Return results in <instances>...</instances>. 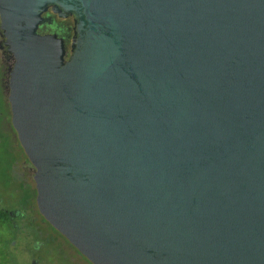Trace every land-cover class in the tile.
<instances>
[{
	"label": "water",
	"instance_id": "water-1",
	"mask_svg": "<svg viewBox=\"0 0 264 264\" xmlns=\"http://www.w3.org/2000/svg\"><path fill=\"white\" fill-rule=\"evenodd\" d=\"M0 29L36 212L85 261L264 264V0H0Z\"/></svg>",
	"mask_w": 264,
	"mask_h": 264
},
{
	"label": "flooded vegetation",
	"instance_id": "flooded-vegetation-1",
	"mask_svg": "<svg viewBox=\"0 0 264 264\" xmlns=\"http://www.w3.org/2000/svg\"><path fill=\"white\" fill-rule=\"evenodd\" d=\"M48 13L44 16L47 17ZM39 26L36 33L47 34L55 33L62 38L64 43L70 36L72 22L71 18L64 22H56L53 18L49 19ZM9 53L5 40L0 29V88H2V98L6 112V120L0 121V141L3 139L4 146L0 148V161L6 172L9 175L7 181V190L11 194L3 195L1 189L0 195V258L6 260V252L16 246L17 241H23L26 245L29 244L30 250L26 252V256L33 258H41L39 253L43 246H53L58 239L66 245L74 255L79 258L84 264H89L85 261L58 233H56L48 224H46L35 209V191L32 182L33 168L25 158L22 149L16 139L15 133L9 123V112L6 102V94L4 93V85L6 83V71L10 64ZM0 164V169H1ZM5 170V169H4ZM5 171H3V174ZM13 201L11 207L10 202ZM15 201L17 204H15ZM2 246V247H1ZM66 255L61 256V264H74L73 257ZM42 259V258H41ZM38 260V259H37ZM30 264H36L34 259L30 260Z\"/></svg>",
	"mask_w": 264,
	"mask_h": 264
},
{
	"label": "rangeland",
	"instance_id": "rangeland-1",
	"mask_svg": "<svg viewBox=\"0 0 264 264\" xmlns=\"http://www.w3.org/2000/svg\"><path fill=\"white\" fill-rule=\"evenodd\" d=\"M1 95H2V88H0V121L6 120L7 117L5 112L6 110L4 108V101ZM3 141H4L3 139L0 141V148L4 146ZM2 163L3 162L1 160L0 164L2 168L0 169V195L2 194L1 193V189H2L3 190L2 196L4 197V195L6 196L8 194H11V192L8 191L6 188L9 175L6 172L7 167L4 168ZM3 171H5L4 174ZM4 201H5V197H4ZM12 203L13 201L10 202V205L8 207H11ZM15 204H17L16 201ZM28 245L29 244L26 245L23 241H17L16 246L12 249H9V251L6 252V256L2 255V258L5 257L6 261H10L14 264H30L31 259H34L36 261V264H61L62 261L61 256L66 255L65 256L66 258H68L69 256L73 257L74 264H84V262H82L79 258H77L74 255V253L58 239L55 241L53 246L48 245V243H46L40 252L38 251L35 252V253H39L42 259L33 258L32 256L30 258L29 256H26L25 253L28 252V250H30V246Z\"/></svg>",
	"mask_w": 264,
	"mask_h": 264
},
{
	"label": "trees",
	"instance_id": "trees-1",
	"mask_svg": "<svg viewBox=\"0 0 264 264\" xmlns=\"http://www.w3.org/2000/svg\"><path fill=\"white\" fill-rule=\"evenodd\" d=\"M0 263L1 264H14V263H12L10 261H6V260H1Z\"/></svg>",
	"mask_w": 264,
	"mask_h": 264
}]
</instances>
